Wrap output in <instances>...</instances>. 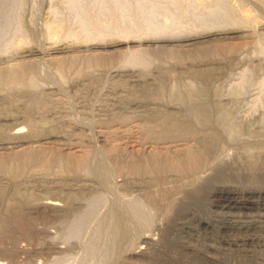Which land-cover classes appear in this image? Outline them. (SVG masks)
Here are the masks:
<instances>
[{
  "label": "rangeland",
  "instance_id": "374dc122",
  "mask_svg": "<svg viewBox=\"0 0 264 264\" xmlns=\"http://www.w3.org/2000/svg\"><path fill=\"white\" fill-rule=\"evenodd\" d=\"M182 1L175 0L176 4L170 5L183 9L185 17H178L179 9L177 13L171 9L176 22L180 18L186 23L207 19L206 22L221 24L217 19L224 18V22L221 21L224 25L228 16V23L236 17L237 21L245 22L244 18L251 23L255 21L254 25L250 23L252 27L248 24L249 29L246 24L242 26L248 31H241L239 37L234 34L226 40L198 44L197 47L202 46L199 57L183 52L178 53L182 55L180 61L174 62L171 57L166 61L162 57L158 60L149 56L152 63L148 57L144 66L134 69L148 84L155 81L170 84L164 92L175 94V103L172 101L171 105L157 103L153 106L142 102L143 97L163 98L155 89L144 86L145 82L130 84L127 79L121 81L111 77L110 71L93 69L90 75L85 72V77H79L75 83L68 78L63 80L62 86L56 70L45 72L42 67L36 71V85L29 87L30 90L26 88L22 92L23 88H17L21 92H16L13 88L5 92L0 87V136L11 122L13 125L22 121L27 131L31 128L32 140L18 147L0 148V253H6L3 262L163 264L151 258V252L143 255L134 252L139 247L147 251L148 247L139 241L145 235L158 241L159 228L171 220L174 205L181 199L180 192L186 182L177 174H154L152 170L170 160L171 163L172 159L173 162L180 160L186 149L198 150L201 139L203 142L211 135L220 136L222 130L231 129L230 134L223 133L225 148L236 146L240 151H252L256 146V149L264 148L258 146L261 141L252 136L264 128V29L259 30L258 25V21L264 22V0ZM40 38L39 43L43 44ZM0 40L5 41L4 38ZM169 48L175 52V48L167 50ZM20 62L12 61L7 65ZM7 65L0 62V72L6 71ZM53 78L58 80V85ZM122 83L123 88L120 87ZM199 95L206 102L207 116L203 118L194 116L188 109L193 100L189 98ZM134 103L143 106L137 110L139 115L137 112L133 115L136 109L131 105ZM166 110L170 115H164ZM120 112L124 116L129 114L132 120L123 118ZM116 115L121 116L117 118ZM243 128L250 129L246 130L248 134L235 131ZM200 134L205 137L202 135L199 139ZM248 142L253 145L250 147ZM48 199H57L60 210L55 213L41 208L42 202ZM199 215L213 223L219 220L208 203L200 206ZM198 235V241L195 237L189 240L184 233L179 237L191 243L201 242ZM51 246L59 247L62 252L49 250Z\"/></svg>",
  "mask_w": 264,
  "mask_h": 264
},
{
  "label": "bare ground",
  "instance_id": "6f19581e",
  "mask_svg": "<svg viewBox=\"0 0 264 264\" xmlns=\"http://www.w3.org/2000/svg\"><path fill=\"white\" fill-rule=\"evenodd\" d=\"M170 1L0 0V38L5 39V41L0 40V62L7 65L12 61H22L18 65H7L8 69L6 71L3 69L0 72V87L5 92L13 88H16V92L17 88H23L22 92L26 88H33L36 85L34 80L36 71L42 70V67H44L45 72L51 69L56 70L55 75L61 80V82L59 81L61 85L65 83V81L62 83L65 79H70L75 83L78 81L77 79L85 77V72L89 73L93 69L94 71H110L112 76L107 73L108 76L121 81L127 79V83L130 81V84L132 82H139V84L140 82H145L143 83V85L145 84L144 86L148 87V89H155L163 97L162 99L156 96L151 99L143 97L141 99L143 100L142 102L153 104V106L155 104L157 106V103L168 105L170 102H174L173 98L175 97L173 96L175 94L171 95L170 92L169 94L164 92L165 88L168 85L170 86V84H166L164 81H153V84L152 82L148 84L146 79L141 80L142 78L140 77L142 75H139L140 72H137L138 75L135 74L134 69L137 66L139 67V65L144 66L149 56H155L158 60H161V57L165 59L171 57L174 62L180 61L182 57L178 53L189 52L193 53L192 56L199 57L202 53V46L197 47L198 44L204 41L211 44L212 41L226 40L228 39L227 37L234 34H237V36L239 34L240 36L241 31L247 30L245 28L246 26L248 28L251 20L244 18L245 22H243V20L240 21L238 19L239 22L236 20L238 17H236L234 19L237 22L234 20L235 22L228 23L227 19L230 20L228 16L226 17L227 19L225 18L226 24L223 23L224 25H222L224 18L223 20L222 18L221 20L217 19L221 24L215 23V21L206 22L207 19H204V22H199L200 20L192 22L190 20L192 23H186L187 21L183 22L181 18L180 20L178 19V17L184 16L183 9L178 8L182 12V16H180L181 12L177 13L178 9H175L174 5L170 7L171 4H176L175 0ZM199 1L202 3L203 0ZM211 2L209 0L208 3ZM201 3H199L200 6ZM205 7L207 8L206 5ZM211 7L208 9H211ZM171 9H175L174 11L177 14L180 13L177 17V22L175 21V16V19L173 18ZM175 12L174 14L176 15ZM211 21H213V18H211ZM245 24L246 26L243 29L242 26ZM251 24L250 26L252 27L254 24ZM258 25L260 26L259 30L263 31L264 22L258 21ZM39 37L42 38L43 44L39 43ZM16 41H19V45H16ZM168 47L175 48V52L170 48L167 50ZM150 57L148 61H150ZM158 60L156 61L158 62ZM136 70L138 71V69ZM54 72L52 71V73ZM49 76L51 75L49 74ZM137 76H140V79L134 80L133 78ZM53 80L56 79L53 78ZM57 82L58 80H56V85H58ZM62 86L57 87L60 88ZM113 87L111 86V88ZM120 87L123 88V83ZM47 88L49 89L48 86ZM21 89H19L20 92ZM113 89L117 91V88ZM140 89V91H143L141 87ZM144 89L146 88L144 87ZM109 93L111 92L109 91ZM189 99H193L191 104L189 102V112L198 118L206 117L207 108L203 98L199 95ZM133 100L132 102H134ZM142 104L144 105V103ZM131 106L132 109H136L133 110V115L137 113L139 115L137 110L142 105L134 103ZM128 110L130 112L131 109ZM125 111L127 112V109ZM170 113L166 110L164 115H170ZM128 115H125L126 119L129 117ZM120 116L118 115L119 118ZM125 116L123 115V118ZM15 123L11 125V122L10 125L3 128L5 134L0 136L1 149L7 148V146L10 148L11 145L18 147L20 144L32 142L29 134L31 128L27 131L22 126V121L21 123ZM230 130H222V132L228 134ZM246 130L247 128H243L235 131L237 133H243L244 131L245 133ZM249 130L247 131L249 132ZM25 133L26 135H24ZM222 134L220 136L218 134L215 136L211 135L209 136L211 138L205 139L206 141L204 140L203 142L201 139L203 134H200L201 136L198 138L201 139V141L199 140L201 144L197 148L198 150L195 148L196 151L191 152V150L186 149V154H182L184 156H181L180 160L173 162L172 159L170 163L171 160L169 159L170 161L167 160L169 163L165 161L166 165L161 167L157 165V168H154V171L152 170L154 174L158 172L177 174L178 177H182L185 180L186 184L185 186L183 185L184 189L180 192L181 199L174 205L175 208L171 220L165 222L163 227L159 228L158 241L146 235L140 238V243L144 244L145 247L147 246L148 249L144 251L139 247L136 250L137 252H134L135 255L151 252L149 256L156 262H162L163 264H264V148L256 149V146L253 147L256 150L251 148L252 151H247L246 149L245 151L243 150L244 152L235 148L236 146L234 148L232 146L225 148V144L223 145L224 134ZM242 135L240 136L242 137ZM247 136H249L251 141L250 135ZM252 136L256 140L261 141L258 142L259 144L261 143L260 145L257 144L258 146L264 147V128L258 129V132L256 131ZM183 139L181 141H184ZM242 139L245 140V138ZM245 147L243 146V148ZM206 203L213 208L215 216L219 218L215 223L199 215L200 206ZM60 206L61 204L57 199H48L40 205L41 208L52 210L55 213L60 210ZM181 233H184L189 240L195 237L194 240L197 241L200 239L198 237V234H200L202 241L191 243L189 240H182L179 237ZM58 248L51 246L49 250L61 253L62 251ZM3 255H6V253H0V264H7L3 262ZM45 260L47 262V259Z\"/></svg>",
  "mask_w": 264,
  "mask_h": 264
}]
</instances>
